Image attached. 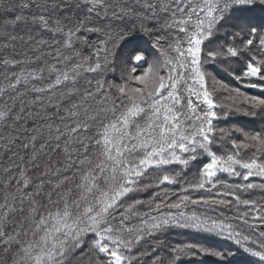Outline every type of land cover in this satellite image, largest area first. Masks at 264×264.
Returning a JSON list of instances; mask_svg holds the SVG:
<instances>
[{
  "label": "snow or ice",
  "instance_id": "obj_1",
  "mask_svg": "<svg viewBox=\"0 0 264 264\" xmlns=\"http://www.w3.org/2000/svg\"><path fill=\"white\" fill-rule=\"evenodd\" d=\"M198 257L264 264V0H0V264Z\"/></svg>",
  "mask_w": 264,
  "mask_h": 264
}]
</instances>
